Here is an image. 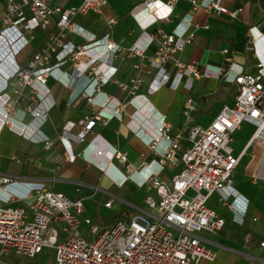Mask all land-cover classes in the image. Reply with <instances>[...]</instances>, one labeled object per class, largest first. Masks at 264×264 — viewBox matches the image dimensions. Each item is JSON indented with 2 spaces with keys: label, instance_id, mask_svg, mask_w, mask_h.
<instances>
[{
  "label": "built area",
  "instance_id": "built-area-1",
  "mask_svg": "<svg viewBox=\"0 0 264 264\" xmlns=\"http://www.w3.org/2000/svg\"><path fill=\"white\" fill-rule=\"evenodd\" d=\"M179 1L145 0L131 12L142 31L131 52L144 56L148 45L155 39L159 41L155 55L148 58L154 70L149 91L155 92L165 86L177 90L181 85L191 91L195 79L215 75L238 85L234 104H224L207 127L191 125L186 136L190 146L184 150L181 134H173L166 116L155 112V133L146 135L140 129L137 133L145 138L157 158L138 168L127 165V172L113 164L105 170L116 185L131 180L140 185L150 183L155 188V195L147 196L141 206H133L139 213L125 211L109 226L101 227L84 217V198H72L53 189L46 179L3 178L0 181L2 253L34 257L45 246H51L55 248L53 264H197L201 259L216 258V251L210 246L213 242L204 237V233H216L226 223L224 216L207 205L212 194L218 193L221 201L234 212V220L243 222L248 200L233 185L232 174L240 157L234 154L231 143L233 134L243 122L256 124L258 129L264 123V37L255 38L259 33L256 28H250L251 33L254 30L256 33H252V44L248 48L257 47L261 51L256 73L246 72L241 66L233 68V64L212 71L209 68L201 70L195 62L184 63L176 59L175 54L194 38L193 14L186 13L170 32L158 26L162 21L171 20ZM188 1L193 11L203 8L231 17L240 12L229 9L224 0ZM107 3L108 0H81L77 6L62 8L51 5L48 0H6L0 19V76L5 60L16 55L23 43L32 40L37 29H45L54 14L59 15V31L47 39L27 66H16L5 78L0 89V135L8 128L28 140L45 141L46 147L50 148L51 140L38 138L40 127L55 104L50 93L40 89L41 85L46 86L47 78L58 77L67 84L72 75L68 70L74 69L80 76L90 70L95 78L91 81L92 88L84 89L87 93L96 92L101 84L112 78L116 68L107 65L105 70L103 65L106 63L101 61L98 50L110 54L121 50L111 36L116 19L107 21L108 31L101 37L88 34L73 21L76 15L88 12L103 15ZM69 30L85 42L67 41ZM141 39L146 45H140ZM223 52L227 54L229 49ZM169 60H174V73L165 66ZM228 60L231 62L230 57ZM96 62L100 63L95 65ZM66 64L70 69L65 67ZM143 83V77L134 79L131 92L135 97ZM195 111L196 100L189 94L183 113L190 120ZM116 114H120L118 110ZM101 118L102 113H99L84 122L77 135L80 142L85 141L89 130ZM68 135L69 130H65L61 140L69 148L67 158L73 160L75 155ZM161 143L163 146L159 148ZM96 149L97 158L105 155L112 160H127L126 155L115 148L97 146ZM178 151H181L183 168L167 183L161 173L168 162L177 160ZM29 199L32 202L23 205ZM16 203L21 205H14ZM112 204L111 199L105 206ZM84 224L88 225L87 233L91 239L85 235ZM261 245L264 247V239Z\"/></svg>",
  "mask_w": 264,
  "mask_h": 264
},
{
  "label": "crops",
  "instance_id": "crops-1",
  "mask_svg": "<svg viewBox=\"0 0 264 264\" xmlns=\"http://www.w3.org/2000/svg\"><path fill=\"white\" fill-rule=\"evenodd\" d=\"M48 1L51 5L62 8L77 6L81 2ZM144 1L108 0L103 15L88 12L73 18L85 32L97 37L108 31L109 19H116L111 36L121 46V50L115 54L98 50L101 61L106 63L103 68L107 70V65L112 66L116 68V72L94 93L84 91L88 86L92 88L91 81L95 78L90 70L80 76L66 64L65 67L72 74L67 84L58 77L47 78L46 86L41 85L40 89L48 91L55 104L48 119L41 125L38 138H47L52 144L47 148L45 141H31L5 128L0 135V181L15 176L46 179L49 187L72 198L83 197L84 201H90L101 194L104 196V206L107 201L113 200L112 206L105 208H116L115 213L110 217L101 216L92 221L101 227L109 226L121 218L125 211L139 213L133 206H141L147 196L155 195V188L150 183L140 185L131 180L123 185H116L105 171L113 164L119 170L127 172V165L138 168L144 162L157 158L145 138L137 133L139 129L146 135L155 133V112L166 116L172 125L173 134H181V146L184 150L190 146L186 136L191 125L209 126L224 104L234 102L238 85L215 75L195 79L191 91L183 85L177 90L165 86L155 92L149 91L154 70L150 67L148 58L155 55L159 41L155 39L148 45L144 56L133 54L130 50L142 33L131 12ZM5 2L6 0H0V19L5 10ZM224 3L229 9H239L238 16L208 12L203 8L193 11L188 0H180L171 20L162 21L158 26L170 32L190 12L193 14L192 29L195 35L192 42L175 54L176 59L184 63L195 62L201 70L209 68L216 71L220 67L228 68L233 64V68L241 66L246 72L256 73L261 61V51L257 47L249 49L248 46L252 44V33L255 32L254 30L251 33L250 28H256L259 33L255 32V38L264 37V0H224ZM27 14L31 15V11L27 10ZM58 17V14H54L45 29H37L32 40L23 43L16 55L5 60L2 64L0 89L6 82L5 78L16 66H27L47 39L59 31ZM67 41L81 44L85 42L81 36L70 30L67 31ZM139 43L146 45L144 39ZM224 49H229V52L224 53ZM99 63L96 62L95 65ZM165 66L174 73V60L167 61ZM137 77H143L144 83L135 97L131 88ZM189 94L196 100V111L190 120L183 113L184 102ZM116 110L120 114H116ZM99 113H102V118L89 130L85 141L80 142L77 135L84 122L94 119ZM247 123L254 130L238 153L231 143L234 154L240 157L232 174L233 185L248 200L246 215L242 223L234 220L238 224H232L234 216L231 209L221 201L218 193L212 194L207 205L224 216L226 223L216 233H204V237L213 242L210 246L216 251V258L201 259L197 264H264V247L261 245L264 239V123L260 129L256 124ZM65 130H69L68 137L75 155L73 160L67 158L68 146L61 140ZM97 146L117 149L126 155V162L112 160L105 155L97 158ZM162 146L161 143L159 148ZM86 148L88 151H84ZM180 156L181 151H178L177 160L168 162L161 173V178L167 183L183 168ZM31 202L32 199H29L23 205ZM83 216L87 217L86 207ZM110 219V223H102ZM83 230L87 234L88 225L84 224ZM1 249L0 245V264H26L18 254H4Z\"/></svg>",
  "mask_w": 264,
  "mask_h": 264
},
{
  "label": "rangeland",
  "instance_id": "rangeland-1",
  "mask_svg": "<svg viewBox=\"0 0 264 264\" xmlns=\"http://www.w3.org/2000/svg\"><path fill=\"white\" fill-rule=\"evenodd\" d=\"M235 102V99H234ZM233 103H230V105H233ZM254 127L251 126V124L247 122H243L242 129L237 130L234 134V142H232V145L235 148L236 153H238L241 148L244 146L245 142L253 132ZM103 195L99 194L90 201H84V206L87 210V218L96 221L99 219V217H110L115 213L116 208H105L104 206V199ZM232 211V210H231ZM233 216L234 212L232 211ZM232 224H238L237 222L232 221ZM239 226V225H238ZM88 239H91L90 234H85ZM21 257V259H24L26 264H53L54 258H55V248L51 246H45L43 250L35 255L34 257H27L18 255Z\"/></svg>",
  "mask_w": 264,
  "mask_h": 264
},
{
  "label": "trees",
  "instance_id": "trees-1",
  "mask_svg": "<svg viewBox=\"0 0 264 264\" xmlns=\"http://www.w3.org/2000/svg\"><path fill=\"white\" fill-rule=\"evenodd\" d=\"M111 222V219L110 220H107V221H104L102 223H110Z\"/></svg>",
  "mask_w": 264,
  "mask_h": 264
},
{
  "label": "bare ground",
  "instance_id": "bare-ground-1",
  "mask_svg": "<svg viewBox=\"0 0 264 264\" xmlns=\"http://www.w3.org/2000/svg\"><path fill=\"white\" fill-rule=\"evenodd\" d=\"M260 132V131H259ZM257 134H259V133H257Z\"/></svg>",
  "mask_w": 264,
  "mask_h": 264
}]
</instances>
